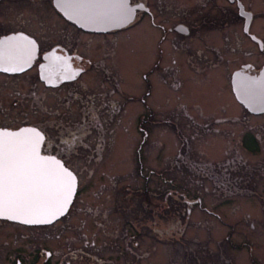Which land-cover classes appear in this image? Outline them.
<instances>
[{
  "label": "rangeland",
  "instance_id": "obj_1",
  "mask_svg": "<svg viewBox=\"0 0 264 264\" xmlns=\"http://www.w3.org/2000/svg\"><path fill=\"white\" fill-rule=\"evenodd\" d=\"M39 1L2 2L0 32L23 28L43 44L72 34V42L77 29ZM156 4L150 0L151 6ZM160 9L162 28L138 21L114 34L82 32L81 52L92 59L93 66L73 86L48 91L38 84L30 86L37 72L14 77L0 74V126L39 124L48 132V144L58 143L61 135L74 132L81 122L79 97L84 104L89 101L83 96L85 86L89 97L107 100L108 93L121 107L103 133L102 143L108 145L112 139L109 147H43L49 155L66 160L85 189L69 214L54 224L0 218L11 222L0 223V260L6 258L2 252L10 255L4 264H11L15 252L25 255L24 250H36L40 242L54 250L51 264H264V113L252 114L237 103L231 93L229 66H195L202 64L204 55L219 61L209 45L219 46L221 36L215 38L209 30L222 24L203 21L208 3L160 0ZM183 21L194 23L197 37L184 51L180 50L183 45L178 47L184 37L176 36L173 43L169 30ZM206 35L210 38L205 39ZM159 40L158 50L165 46L168 51L159 50L155 56ZM176 55H180L181 69L174 61ZM239 57L246 55L239 53ZM115 65L123 79V93L118 86L120 75L112 81ZM176 69L181 84L175 90L172 84L177 80L171 75ZM13 83L22 88L7 87ZM12 100L18 101L14 107L9 105ZM180 102L189 113L201 109L204 116L199 121L209 126L198 133L191 131ZM142 111L147 116L138 123ZM225 114L236 118L214 121L213 117ZM85 133L84 127L81 138L94 144L95 138ZM145 134L146 147H139ZM234 160L250 168L243 178L253 190L248 196L225 190L223 195L215 186L218 178L212 175Z\"/></svg>",
  "mask_w": 264,
  "mask_h": 264
},
{
  "label": "flooded vegetation",
  "instance_id": "obj_2",
  "mask_svg": "<svg viewBox=\"0 0 264 264\" xmlns=\"http://www.w3.org/2000/svg\"><path fill=\"white\" fill-rule=\"evenodd\" d=\"M203 1H206L208 3V15L206 14L203 21L210 20L222 24V26L218 27L217 29L211 28L209 30V32L213 33V37L215 38L217 34H220L222 42L219 46H213L214 44L209 45V48H214L213 50L216 52V56L219 61L215 62L212 59H208L209 56L204 55L205 59H203L202 61V64L204 66L202 64H196L195 66L207 67L215 64L225 65L227 67L229 66V81L231 85V93L235 99L236 97L234 95L231 84L232 76L234 73L238 76L239 85L242 84L241 80L248 79L251 81L253 86L259 84L264 90V0ZM2 2L8 3L9 0H0V4ZM39 2H44L50 5L49 8L53 9L55 15L59 18V20L63 19L62 21H65L67 25L71 26L74 30L77 29V31L75 30V33L77 35L74 34L72 42H69L72 34H68L67 37H65V34H62L54 41L43 44L41 40H38V37H36L32 33H29L23 28L1 31L0 74L4 77H14L27 74L36 75L37 72L38 77L33 76L30 86L33 87L38 84L39 87H42L44 88V90L46 89L48 91H55V89L59 91L66 86H73L79 81L80 77L83 76V74L92 69V59L81 52L83 51V49L79 38H81L82 34H114L119 31L123 32L126 29L134 26L136 23H138V21L146 25L151 23L153 28H162V25L160 26V24L158 23V12H160L161 10L160 0H156L157 4L155 6L150 5V0H129V4L131 6H137V8L135 9L134 20L121 29H114L107 32L84 29L75 22L66 18L65 15L61 12L62 10L60 9V7H67L68 5H70V0H40ZM203 21L202 23H199L202 26ZM169 30L173 33V43H177L176 36L180 35L184 37V42L186 43L184 44L183 42V44L178 46L181 47L183 45V48H180V50L182 51L192 47L197 40V37L195 35L196 31L194 23L192 21L179 22L175 25L170 26ZM209 38L210 36H205V39ZM160 40L157 41V49L154 50V52L156 51L155 56L158 54L159 50L165 52L168 51L167 47L165 46H160L158 50V44L161 45ZM174 48L176 49L177 46H174ZM15 49L19 50V54H17V57L12 58L10 56L14 55V51H16ZM230 53L231 57H229ZM239 53H245L246 58L239 57ZM30 55V66L23 71L18 70V67L22 66V63H24V61H29L28 57H30ZM180 55H184V53L182 52ZM179 56L176 55L174 57V61L179 62V69H181ZM191 57L192 56H189L190 65L192 64L190 60ZM159 58L161 57L159 56ZM160 62V60L157 61L158 64H160ZM115 67L117 71L116 75L113 76L112 81H116V76L120 75L121 83H119L118 86L121 87L120 92L123 93L125 92L122 83L123 79L121 77L120 70L116 65ZM179 69H176V71L171 75V77H174L175 80H177ZM85 82L86 84H88L87 81ZM180 84L181 83L177 80L176 82H173L172 87L176 90ZM12 86L20 87L21 85H16V83H13L12 85L9 84L7 87L9 88ZM253 86H251V90L253 88L255 89V87ZM17 87L16 91L19 92L17 90ZM85 87L83 88V96L85 99H89V101L84 104L82 98L79 97L78 103L80 105V109L78 110V112L80 114L81 122L79 123V125H77V128L74 129V132H71L68 135H61V137H59L58 143L56 144H48L47 142L49 135L46 131V128L32 122H29L28 124L21 123L19 125L6 124L5 126H0V129L16 130L21 127L32 126L43 135L40 152L44 155L49 154L45 152V149L43 147H109V144L112 143V139L108 145H105V143L101 142L103 140V133L110 127L111 121L114 117V113H117V111H119L121 107L115 106L116 103L112 101L111 94L108 95V93H105V96L110 97V99L107 100L101 99V101H98L99 98L94 99L92 97H89L88 92L85 91ZM35 95L36 94L33 93V99ZM73 97L76 99L78 96L75 95ZM236 101L239 105H242L237 99ZM17 102V100L9 101V105H11V107H14ZM86 104L88 105V107L85 106ZM179 104L182 108L186 109V111L182 109L181 113L185 116V125L191 131H193L194 133H198V130L202 129L201 127L209 126V123H203L199 121V119L204 116L201 109L195 108L194 113H189L187 105L181 102ZM146 116V111H142V113L138 114V123L144 120ZM235 116L236 115L225 114L220 119H217L215 117L213 118L214 121L218 123L219 121H224L226 119H235ZM84 127L86 128V133L84 134V136H89V139L95 138V141L97 143L101 142L102 144L98 145L96 142L94 144H91L86 141V138H81V136L83 135ZM213 128L217 129L216 127ZM200 133L204 132L201 131ZM146 137L147 134L143 136L142 143L139 145V147H146V144L143 143ZM157 142L158 145L163 144L164 146V143H162L161 140H158ZM186 143L188 147V140H186ZM58 159L61 160L63 164L74 173L77 179L75 195L67 212L63 215V217H65L69 214L77 200V197L82 193L81 191H84L85 187L84 183L80 180V175H78V173L69 165V163L66 160H62L61 158ZM56 221L51 224L56 223ZM0 223L8 224L11 222L7 220H0ZM39 244L41 245L37 247L36 250H31V252L24 250L25 255H22L19 252H15V254L13 253L14 257L11 264H51V259L55 257L54 250L41 242ZM2 254H4L3 256L6 257L4 259L8 261V258L10 256L8 255V252L4 251L2 252ZM4 261L0 260V264H4ZM52 264H69V262L67 261L62 263L59 261H53Z\"/></svg>",
  "mask_w": 264,
  "mask_h": 264
},
{
  "label": "snow or ice",
  "instance_id": "obj_3",
  "mask_svg": "<svg viewBox=\"0 0 264 264\" xmlns=\"http://www.w3.org/2000/svg\"><path fill=\"white\" fill-rule=\"evenodd\" d=\"M46 163L38 157L34 143L18 134L0 133V216L20 219L37 212L54 214L62 209L71 190L70 181H65L61 174H53L44 166Z\"/></svg>",
  "mask_w": 264,
  "mask_h": 264
},
{
  "label": "water",
  "instance_id": "obj_4",
  "mask_svg": "<svg viewBox=\"0 0 264 264\" xmlns=\"http://www.w3.org/2000/svg\"><path fill=\"white\" fill-rule=\"evenodd\" d=\"M71 4L67 7L62 6L61 12L66 18L75 22L84 29L91 31L106 32L114 29H120L130 24L135 18L136 5L131 6L129 0H70ZM12 58L17 57L19 50L15 49ZM35 50V49H34ZM29 61H24L23 65L18 67V70L23 71L31 64V55ZM237 74H233L231 84L236 99L250 112L260 113L264 112V90L259 84L253 86L248 79L241 80L239 85ZM251 86L255 87L251 90ZM0 133L19 135L21 139L30 141L35 144L38 157L47 162L44 166L51 170L53 174H61L65 181H70L71 190L68 193L67 202L64 203L62 209L56 213L37 212L27 217L20 219H9L7 215L0 216V218L16 221L20 223L23 219H37L47 222L39 223H25V224H51L55 220L63 216L72 200L76 191V176L74 173L65 167L61 160L53 155L41 154V142L43 135L37 129L26 126L16 130L0 129ZM70 174V175H68ZM53 179L55 176L52 177Z\"/></svg>",
  "mask_w": 264,
  "mask_h": 264
},
{
  "label": "trees",
  "instance_id": "obj_5",
  "mask_svg": "<svg viewBox=\"0 0 264 264\" xmlns=\"http://www.w3.org/2000/svg\"><path fill=\"white\" fill-rule=\"evenodd\" d=\"M250 149L252 150V147H250ZM235 161L236 160H234L230 165H226L222 172V167H220V169L216 171V175H212L213 178H218L217 182H219V185L215 186L217 187V190L223 195V190H225L227 194H241L248 196L253 193V190L249 188V184L246 183L243 178H245V173L250 171V168H244L245 166ZM231 165L234 167L233 169H231Z\"/></svg>",
  "mask_w": 264,
  "mask_h": 264
}]
</instances>
